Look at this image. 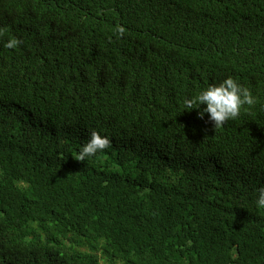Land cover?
Listing matches in <instances>:
<instances>
[{"label":"trees","instance_id":"trees-1","mask_svg":"<svg viewBox=\"0 0 264 264\" xmlns=\"http://www.w3.org/2000/svg\"><path fill=\"white\" fill-rule=\"evenodd\" d=\"M261 187L264 0H0V264H264Z\"/></svg>","mask_w":264,"mask_h":264},{"label":"clouds","instance_id":"clouds-1","mask_svg":"<svg viewBox=\"0 0 264 264\" xmlns=\"http://www.w3.org/2000/svg\"><path fill=\"white\" fill-rule=\"evenodd\" d=\"M118 32L122 34L123 29H118ZM20 42L18 38L13 37L6 42L5 47L15 49ZM254 103L255 97L251 91L232 77H228L219 83L209 84L197 96L186 98L184 101L185 108L191 110L200 109L201 105H205L199 111V117L203 119L207 113L208 120L213 124L214 129L221 128L227 121L236 119L244 105ZM110 144L111 141L107 136L93 130L90 138L79 149V161L107 149ZM255 205L258 209H264V187L257 189Z\"/></svg>","mask_w":264,"mask_h":264}]
</instances>
